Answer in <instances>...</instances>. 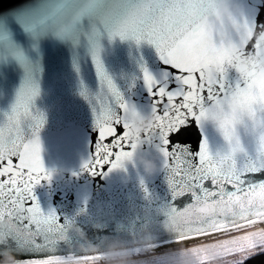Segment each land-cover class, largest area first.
I'll use <instances>...</instances> for the list:
<instances>
[{
    "label": "snow or ice",
    "instance_id": "snow-or-ice-1",
    "mask_svg": "<svg viewBox=\"0 0 264 264\" xmlns=\"http://www.w3.org/2000/svg\"><path fill=\"white\" fill-rule=\"evenodd\" d=\"M8 11L22 13L19 21L29 29L52 25L62 36H74L78 26L90 22L94 36L106 32L110 40L131 38L154 45L169 74L157 80L143 70L154 121L135 139L130 138V129L140 113L105 74L99 46L93 45L92 63L107 94L93 99L96 142L93 157L84 167L91 172L105 166L122 169L137 151L152 153L173 196L191 197L183 209L169 206L166 211L167 226L179 240L227 235L223 244L214 246L242 254L237 264L264 252V229L246 231L264 221V79L242 78L236 70L237 62L251 52L246 47L255 30L246 20L217 17L215 0H49L31 14ZM0 19L11 22L15 18L0 12ZM254 45L259 48L256 41ZM38 92L33 85L22 86L10 112L0 121V236L31 245L63 238L57 216L43 213L32 196L33 186L49 179L38 136L43 117H33L30 111ZM191 121L202 134L196 152L170 139ZM208 122L217 126L227 152L210 151ZM238 125L259 135L260 163L256 166L236 158L242 151ZM40 264L65 262L47 258Z\"/></svg>",
    "mask_w": 264,
    "mask_h": 264
},
{
    "label": "water",
    "instance_id": "water-1",
    "mask_svg": "<svg viewBox=\"0 0 264 264\" xmlns=\"http://www.w3.org/2000/svg\"><path fill=\"white\" fill-rule=\"evenodd\" d=\"M239 2L242 18L255 31L264 30V0ZM48 3L49 0H0V12L15 18L11 22L0 19V121L10 112L22 86L38 88L30 111L33 117H43L38 136L49 179L34 185L32 196L43 213L57 216L63 238L57 237L51 244L31 245L15 237L0 236V264H9L13 255L16 264H40L47 258H98L109 246L133 252L178 241L167 226L166 211L169 206L183 209L191 197L173 196L166 174L147 177L132 165L111 170L105 166L95 172L84 167L93 157L96 142L93 99L107 94L92 63L93 45L99 46L105 74L124 99L137 107L138 118L150 112L143 70L160 80L169 74L168 66L147 41L137 43L119 37L110 40L106 32L94 36L90 22L78 26L74 36H62L52 25L29 29L19 21L22 13L8 11L21 9L31 14ZM254 43L253 38L246 50L252 51ZM206 135L210 151L223 154L229 150L214 123L206 124ZM237 135L242 149L236 155L238 162L258 165V133L238 125ZM170 139L196 152L202 134L196 122L191 121ZM140 152L158 163L154 154ZM256 170L259 172V167ZM195 237L202 236L192 238Z\"/></svg>",
    "mask_w": 264,
    "mask_h": 264
},
{
    "label": "clouds",
    "instance_id": "clouds-1",
    "mask_svg": "<svg viewBox=\"0 0 264 264\" xmlns=\"http://www.w3.org/2000/svg\"><path fill=\"white\" fill-rule=\"evenodd\" d=\"M215 15L225 20L242 18L243 9L239 0H215ZM252 37L259 44V48L256 49L254 45L249 56L237 62L236 70L242 78L254 75L257 80H261L264 79V30L253 31ZM153 121L154 117L150 112L143 118H137L130 129V138L135 139L142 135ZM125 165H134V168H139L147 177L162 171L154 159L145 158L140 151H137L132 161L126 162ZM101 258L106 261V264H136L132 251L126 248L116 249L109 246L105 252L101 253ZM9 264H16V262L13 258H9ZM157 264H196V260L190 248L178 247L164 253Z\"/></svg>",
    "mask_w": 264,
    "mask_h": 264
},
{
    "label": "rangeland",
    "instance_id": "rangeland-1",
    "mask_svg": "<svg viewBox=\"0 0 264 264\" xmlns=\"http://www.w3.org/2000/svg\"><path fill=\"white\" fill-rule=\"evenodd\" d=\"M264 229V222L257 223L256 225L246 229L249 232H258ZM239 233H232V235H238ZM229 237L227 235L217 233L212 236H207L194 240L185 241L170 246H164L154 251L146 250L133 253L136 264H157L160 257L171 249L178 247H187L191 249L193 256L195 257L196 264H237L242 259V254L229 253L222 247H215L214 245L223 244ZM202 249V251H195ZM148 251V252H147ZM262 253V252H261ZM65 264H106L102 258L92 259L85 261L84 259L78 261H64Z\"/></svg>",
    "mask_w": 264,
    "mask_h": 264
},
{
    "label": "bare ground",
    "instance_id": "bare-ground-1",
    "mask_svg": "<svg viewBox=\"0 0 264 264\" xmlns=\"http://www.w3.org/2000/svg\"><path fill=\"white\" fill-rule=\"evenodd\" d=\"M264 221H259L258 223H263ZM217 234V233H216ZM202 238V237H199ZM194 239H198V237L195 238H190L188 240H178V241H173V242H168V243H164V244H159V245H154V246H150V247H144V248H140L137 249L136 251H133L132 253H136V252H141V251H146V250H151L154 251V249L160 248V247H164V246H170V245H174V244H178V243H183L185 241H189L190 240H194ZM148 252V251H147ZM101 257L98 258H94V259H100ZM83 258H79V259H68V260H63V261H78V260H82Z\"/></svg>",
    "mask_w": 264,
    "mask_h": 264
},
{
    "label": "trees",
    "instance_id": "trees-1",
    "mask_svg": "<svg viewBox=\"0 0 264 264\" xmlns=\"http://www.w3.org/2000/svg\"><path fill=\"white\" fill-rule=\"evenodd\" d=\"M244 264H264V252L244 261Z\"/></svg>",
    "mask_w": 264,
    "mask_h": 264
}]
</instances>
